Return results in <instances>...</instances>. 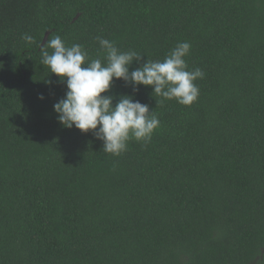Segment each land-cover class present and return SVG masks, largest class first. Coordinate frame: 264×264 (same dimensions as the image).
<instances>
[{
    "label": "trees",
    "instance_id": "trees-1",
    "mask_svg": "<svg viewBox=\"0 0 264 264\" xmlns=\"http://www.w3.org/2000/svg\"><path fill=\"white\" fill-rule=\"evenodd\" d=\"M48 31L103 63L97 36L142 62L190 42L199 97L114 78L160 125L104 153L57 121ZM0 264H264V0H0Z\"/></svg>",
    "mask_w": 264,
    "mask_h": 264
},
{
    "label": "clouds",
    "instance_id": "clouds-1",
    "mask_svg": "<svg viewBox=\"0 0 264 264\" xmlns=\"http://www.w3.org/2000/svg\"><path fill=\"white\" fill-rule=\"evenodd\" d=\"M22 39L28 44L35 41L27 33ZM96 40L106 53V63L99 58L90 59L80 44L66 45L59 35L41 46L40 63L66 85L64 98L53 105L58 123L67 129L75 127L82 133L91 131L102 141L104 153L119 156L127 150L130 140L149 142L160 120L154 110L150 111L147 104L134 100L131 95L118 98L102 95L110 92L114 78L131 84L134 91L140 85L150 86L152 94L161 98L156 100L157 105L174 99L178 104L190 106L200 93L195 81L203 79L205 74L199 67L189 70L185 58L192 46L187 41L178 42L163 60L147 58L142 62L144 55L135 50L121 51L115 41L102 36ZM134 61L140 66L130 71ZM39 99L43 100L44 96L41 94Z\"/></svg>",
    "mask_w": 264,
    "mask_h": 264
},
{
    "label": "water",
    "instance_id": "water-1",
    "mask_svg": "<svg viewBox=\"0 0 264 264\" xmlns=\"http://www.w3.org/2000/svg\"><path fill=\"white\" fill-rule=\"evenodd\" d=\"M79 15L76 16V18L74 20H76L78 18ZM50 31H48L44 37V40H43V43H42V46L45 45L49 39V35H50Z\"/></svg>",
    "mask_w": 264,
    "mask_h": 264
}]
</instances>
